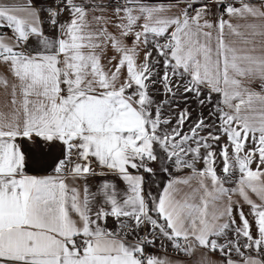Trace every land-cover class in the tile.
<instances>
[{
	"label": "snow or ice",
	"instance_id": "6c2138e0",
	"mask_svg": "<svg viewBox=\"0 0 264 264\" xmlns=\"http://www.w3.org/2000/svg\"><path fill=\"white\" fill-rule=\"evenodd\" d=\"M0 264H264V0H0Z\"/></svg>",
	"mask_w": 264,
	"mask_h": 264
}]
</instances>
